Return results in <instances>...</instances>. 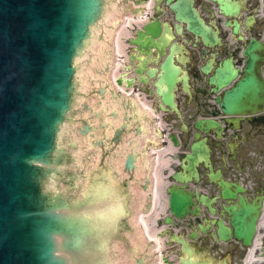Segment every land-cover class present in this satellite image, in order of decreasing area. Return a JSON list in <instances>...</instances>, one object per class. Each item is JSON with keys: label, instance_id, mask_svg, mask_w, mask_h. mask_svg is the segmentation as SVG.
Wrapping results in <instances>:
<instances>
[{"label": "flooded vegetation", "instance_id": "1", "mask_svg": "<svg viewBox=\"0 0 264 264\" xmlns=\"http://www.w3.org/2000/svg\"><path fill=\"white\" fill-rule=\"evenodd\" d=\"M151 6L127 27L119 20L113 64L102 66L98 154L131 191L132 231L126 244L114 242L113 257L122 245L123 264H182L191 253L218 264H264V0ZM186 11L218 41L204 44ZM139 36L145 54L134 45ZM171 93L174 105L164 100ZM195 143L192 164L187 154Z\"/></svg>", "mask_w": 264, "mask_h": 264}, {"label": "water", "instance_id": "2", "mask_svg": "<svg viewBox=\"0 0 264 264\" xmlns=\"http://www.w3.org/2000/svg\"><path fill=\"white\" fill-rule=\"evenodd\" d=\"M116 1L0 0V264L124 263L113 246L132 231L131 191L98 154L101 51ZM186 20L213 38L195 11Z\"/></svg>", "mask_w": 264, "mask_h": 264}]
</instances>
